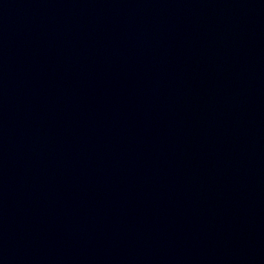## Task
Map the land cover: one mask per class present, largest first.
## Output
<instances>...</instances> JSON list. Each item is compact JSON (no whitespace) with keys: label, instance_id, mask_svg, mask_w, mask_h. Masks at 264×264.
<instances>
[{"label":"water","instance_id":"1","mask_svg":"<svg viewBox=\"0 0 264 264\" xmlns=\"http://www.w3.org/2000/svg\"><path fill=\"white\" fill-rule=\"evenodd\" d=\"M0 264H264V0H0Z\"/></svg>","mask_w":264,"mask_h":264}]
</instances>
